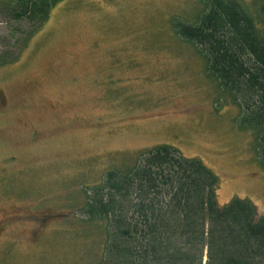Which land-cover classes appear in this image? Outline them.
Here are the masks:
<instances>
[{"label": "rangeland", "instance_id": "374dc122", "mask_svg": "<svg viewBox=\"0 0 264 264\" xmlns=\"http://www.w3.org/2000/svg\"><path fill=\"white\" fill-rule=\"evenodd\" d=\"M0 0V264H100L104 235L76 215L112 169L159 145L220 179V206L264 215V170L239 109L175 32L198 0H63L41 30ZM253 8L255 0H243Z\"/></svg>", "mask_w": 264, "mask_h": 264}, {"label": "trees", "instance_id": "16d2710c", "mask_svg": "<svg viewBox=\"0 0 264 264\" xmlns=\"http://www.w3.org/2000/svg\"><path fill=\"white\" fill-rule=\"evenodd\" d=\"M63 0H8L15 20L42 29ZM194 22L176 34L206 61L207 74L239 109L264 170V0H198ZM219 176L202 160L159 145L87 191L77 216L104 235L100 264H264V215L249 199L220 206Z\"/></svg>", "mask_w": 264, "mask_h": 264}]
</instances>
